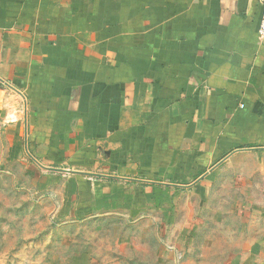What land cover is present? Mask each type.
Wrapping results in <instances>:
<instances>
[{"label": "crops", "instance_id": "obj_1", "mask_svg": "<svg viewBox=\"0 0 264 264\" xmlns=\"http://www.w3.org/2000/svg\"><path fill=\"white\" fill-rule=\"evenodd\" d=\"M260 15L258 0H0L1 171L59 218L179 213L200 187L264 218Z\"/></svg>", "mask_w": 264, "mask_h": 264}, {"label": "rangeland", "instance_id": "obj_2", "mask_svg": "<svg viewBox=\"0 0 264 264\" xmlns=\"http://www.w3.org/2000/svg\"><path fill=\"white\" fill-rule=\"evenodd\" d=\"M1 170L0 264H264V218H241L236 191L211 205L195 188L153 218H59Z\"/></svg>", "mask_w": 264, "mask_h": 264}, {"label": "built area", "instance_id": "obj_3", "mask_svg": "<svg viewBox=\"0 0 264 264\" xmlns=\"http://www.w3.org/2000/svg\"><path fill=\"white\" fill-rule=\"evenodd\" d=\"M261 6V15L258 23V34L264 38V0H258Z\"/></svg>", "mask_w": 264, "mask_h": 264}]
</instances>
